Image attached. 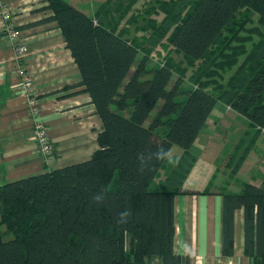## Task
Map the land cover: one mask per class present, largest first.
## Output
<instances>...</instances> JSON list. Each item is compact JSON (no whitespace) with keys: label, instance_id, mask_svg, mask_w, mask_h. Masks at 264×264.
<instances>
[{"label":"trees","instance_id":"obj_1","mask_svg":"<svg viewBox=\"0 0 264 264\" xmlns=\"http://www.w3.org/2000/svg\"><path fill=\"white\" fill-rule=\"evenodd\" d=\"M116 4L107 17L48 0L53 13L43 21L61 28L103 130L89 159L0 184V264H190L175 250V201L190 193L183 186L198 158L195 141L219 100L264 126V46L223 95L197 72L216 65L256 13L264 19V0H185L162 23L169 34L158 62L118 28L125 10ZM171 46L201 60L194 84L175 71ZM174 145L183 154L155 185ZM222 195L223 252L233 253L243 209L246 253L264 264V183Z\"/></svg>","mask_w":264,"mask_h":264},{"label":"crops","instance_id":"obj_2","mask_svg":"<svg viewBox=\"0 0 264 264\" xmlns=\"http://www.w3.org/2000/svg\"><path fill=\"white\" fill-rule=\"evenodd\" d=\"M5 3L7 6L0 0V33L12 23L20 28V35L15 40L7 34L0 36V184L89 159L99 148L98 136L103 130L90 94L79 86L82 74L61 28L54 20L43 21L53 13L46 9L48 0ZM6 12L9 19L4 17ZM19 43L28 47L23 59L16 51ZM20 63L34 77L40 118L55 147L50 161L40 154L34 140V118L15 73ZM202 148L205 153L206 145ZM182 154L183 150L176 161ZM213 171L214 165L200 155L184 187L201 193L176 197L175 250L189 257L190 264H254L245 250L243 209L235 212L233 253L223 252V195L216 188L213 193H202L209 188Z\"/></svg>","mask_w":264,"mask_h":264},{"label":"rangeland","instance_id":"obj_3","mask_svg":"<svg viewBox=\"0 0 264 264\" xmlns=\"http://www.w3.org/2000/svg\"><path fill=\"white\" fill-rule=\"evenodd\" d=\"M89 14L110 16L112 4L121 5L117 12L125 10L123 18L118 22V28L128 32L140 46V51H148L154 62L166 53L164 45L168 43V31L161 30L162 23L170 16H175V11L185 0H67ZM249 9L253 10L252 7ZM113 14L110 21L113 23ZM115 16V13H114ZM159 35L160 42L153 46L151 38ZM264 46V19L255 14L246 23L237 40H229L221 48L216 65L207 70L199 69L201 60L189 62L186 57L171 46L169 57L174 61L175 71L183 75L184 84H194L198 80L196 71H201L200 82L217 93L227 91L238 74L247 72L251 67L254 55ZM176 74V75H178ZM195 75V76H194ZM203 133V134H202ZM201 140L196 141L192 153L202 155L206 163L214 165L213 178L202 193H213L214 188L223 192H239L247 183H264V126H258L250 119L236 111L231 105L219 100L211 114L208 124L201 131ZM206 145L205 153L202 146ZM183 148L174 145L169 156L155 179V185H161L167 173L175 165ZM198 159V158H197ZM176 161V162H175ZM213 162V164H212ZM215 162V164H214ZM256 184V185H257ZM190 193L195 189L185 188ZM201 193V192H200ZM189 194V193H185Z\"/></svg>","mask_w":264,"mask_h":264},{"label":"built area","instance_id":"obj_4","mask_svg":"<svg viewBox=\"0 0 264 264\" xmlns=\"http://www.w3.org/2000/svg\"><path fill=\"white\" fill-rule=\"evenodd\" d=\"M4 6L6 0H1ZM4 17L9 19V14L4 13ZM7 35L11 39H17L20 35V30L14 28L12 23L6 25ZM16 51L20 58H24L28 52V47L25 44L19 43L16 45ZM16 75L19 77L18 86L22 91V94L26 97L29 112L34 118V140L40 154L46 161H50L55 156V147L51 141L48 133L47 126L42 122L40 118V105L38 102V96L34 89V77L32 73L20 63L18 68L15 70Z\"/></svg>","mask_w":264,"mask_h":264}]
</instances>
